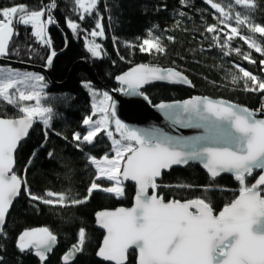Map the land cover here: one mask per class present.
Here are the masks:
<instances>
[{"label": "snow or ice", "instance_id": "6c2138e0", "mask_svg": "<svg viewBox=\"0 0 264 264\" xmlns=\"http://www.w3.org/2000/svg\"><path fill=\"white\" fill-rule=\"evenodd\" d=\"M181 7L173 11L177 16L187 15L184 8H190V0H180ZM215 10L210 14L229 28L227 39L217 38L220 28L208 26L206 33L213 34L221 47L223 55L225 45L238 35V28L230 26L222 19L224 8L214 0H204ZM248 0H235V4L247 3ZM71 11L81 23L66 16L64 27L77 38L87 33L92 38L86 44L87 51L97 59L102 58L99 37L105 38L103 14L98 5L101 0H70ZM59 0H40L35 7L13 5L0 8V60L11 61L14 52L11 45L19 39L20 29L25 30V39L33 45L46 50L44 57L47 65H52L57 52L48 35L49 27L59 24L55 12ZM167 11V5L160 6ZM256 5L248 4V14L252 16ZM88 18L94 20L92 30L84 28L82 22ZM236 24H249L240 15L235 17ZM175 23L179 25L180 19ZM30 30V31H29ZM250 30L264 35V26L251 24ZM148 35H152L151 32ZM139 39V38H138ZM171 39V37H169ZM249 48L264 56V41L257 44L247 37L240 36ZM116 41L114 40V43ZM141 53H163L164 47L159 38H144L138 45ZM38 52L35 47L29 49V55ZM244 59L255 63L250 54L240 52ZM124 59V57H121ZM26 63V61H24ZM264 66V59L259 62ZM264 70V67H262ZM245 78V90L258 91L264 94V79L241 68ZM43 75L13 69L11 63L0 65V100L15 108L18 118H0V264H5L4 255L9 237L6 227L7 216L14 200L21 194L28 198L29 206L40 205L50 208L78 207L87 203L97 192L120 198L126 195L125 182L132 181L136 186L135 203L131 208L120 207L114 211H100L96 214L97 226L104 230L101 246L96 255L101 264H264V119H256L255 113L246 108H239L223 100L191 97L182 102H161L153 107L163 116L169 126L184 130H196L195 135H171L157 126L142 129L127 127L117 118L116 101L106 91L93 95L99 100L93 103L92 113L83 119L87 132L82 136L75 132L72 141L77 150L82 145H94L95 138L103 133L110 141V156L102 159L89 157V164L94 168V178L83 195L75 194L71 188L64 193L47 190L43 194L33 193L27 181L14 171V152L20 142L28 136L34 120L39 118L44 140L40 147L46 148L51 123V107H41L42 89L37 87L44 81ZM121 86L116 91L126 98H143L150 103L144 94L143 87L153 82H166L171 85L191 86L190 79L182 71L174 68H161L139 65L115 78ZM237 77L233 76V81ZM251 82V86L248 82ZM31 83L32 90L20 89V85ZM91 90V85L83 84ZM14 90V91H13ZM35 101V106H23L19 102ZM130 100L121 103H131ZM264 111V110H262ZM93 116H99L93 120ZM114 124V131L112 126ZM58 136L62 135L56 133ZM67 139V137H63ZM37 153L34 151L33 159ZM54 151L47 152V158L54 157ZM201 163L211 180L222 173L232 174L240 185L239 196L223 207L217 214L212 202L205 198H196L185 202L165 201L160 195L159 183L164 171L174 166H189ZM260 171L255 183L249 185L248 177ZM71 180V172L65 173ZM106 180L111 186L99 181ZM207 192L218 190L213 185L200 186ZM151 190V192H150ZM86 230L78 228L77 243L63 256V264H74V254H81L86 244ZM57 236L47 227L23 230L15 239L14 248L20 255H35L40 264H45L46 253L53 251ZM34 250V252H33Z\"/></svg>", "mask_w": 264, "mask_h": 264}, {"label": "trees", "instance_id": "16d2710c", "mask_svg": "<svg viewBox=\"0 0 264 264\" xmlns=\"http://www.w3.org/2000/svg\"><path fill=\"white\" fill-rule=\"evenodd\" d=\"M46 3L47 0H44ZM191 7L184 8L187 15L180 17L173 11L181 7L180 0H101L98 5L103 14L105 38H97L101 44L102 58L97 59L87 51L86 44H90L91 37L87 33L79 38L64 27L66 16L81 23L71 11L70 0H59V7L55 18L59 24L49 27L48 35L53 41L56 52H62L54 59L51 68V84L42 71L17 68L23 71H33L44 76L47 83L41 95V106L51 107L49 137L47 147L41 148L44 140L42 125L39 119L34 120L33 127L27 138L20 143L21 146L15 154L14 171L27 181L33 193L43 194L47 190L54 193H64L71 190L77 195H83L89 187L90 180L94 178V168L89 164V157L102 159L105 154L112 155L110 141L101 133L95 138L94 145H82V151L77 150L73 134L79 132L81 139L87 129L82 121L92 113L91 95L83 84L88 83L98 91H116L120 87L115 84V78L138 64H147L164 68H174L182 71L194 85L192 90L183 87L166 85H151L144 88L143 92L149 97L151 105L161 102L182 101L192 96L199 95L213 99H223L256 111L259 116L264 114V94L258 91L245 90V78L241 68L264 79V70L259 62L264 59L260 53L248 47L240 36L247 37L250 41L261 44L264 35L250 30L251 24L264 26V0H248L246 6L240 7L231 0H214L224 8L225 15L222 19L228 24L238 28V35L224 47L228 56L223 55L220 45L216 42L227 39L229 28L217 20L219 13L210 14L215 10L210 9V4L204 0H190ZM40 0H0V8L15 5L35 7ZM166 4L167 11L160 10ZM248 4L256 5L252 16L248 14ZM240 15L242 20H249V24L237 25L235 17ZM176 19L181 23L177 25ZM217 25L220 32L217 38L206 33L208 26ZM82 26L92 30L94 20L88 18ZM30 31V30H29ZM151 32L152 35H148ZM171 37V39H169ZM139 38V39H138ZM144 38H159L164 47L163 53H141L138 48L128 45H138ZM114 40L116 41L114 43ZM264 46V44H261ZM14 55L11 61L29 66L44 68L46 50L39 45H33L25 39V30L20 29L19 39L11 45ZM35 47L38 52L29 55V49ZM240 52L250 54L255 63L244 59ZM124 57V59H121ZM26 61V63L24 62ZM86 63V66L79 64ZM2 65V64H0ZM87 67H90L99 82L93 80ZM233 76L237 77L235 82ZM251 86V82H248ZM23 106H32V101L19 102ZM20 114L12 106L0 100V118H18ZM94 118V116H93ZM56 133L62 135L58 136ZM63 137H67L64 139ZM34 151L37 153L33 159ZM54 151L52 159L47 158V152ZM71 172L69 181L65 173ZM255 171L248 177L251 185L258 177ZM165 187L160 188V195L165 201L177 200L185 202L196 198L210 200L216 213L232 202L239 195L240 185L234 177L223 175L211 180L199 167L195 165L172 169L163 174L158 181ZM99 183L109 186L104 181ZM213 185L218 190L207 192L200 186ZM126 195L115 198L102 192H97L87 203L78 207L50 208L34 204L29 206L28 198L21 194L13 203L7 216L6 227L9 237L4 243L7 252L4 255L5 264H40L33 255H20L14 248V242L23 230L47 227L57 236V247L47 256L45 264H63L62 257L70 247L77 243L76 233L78 228L86 230V244L84 251L74 259V264H101L96 257V252L102 240V233L94 228V217L97 212L112 210L118 207H130L135 195L132 185H125ZM151 192V190H150Z\"/></svg>", "mask_w": 264, "mask_h": 264}, {"label": "water", "instance_id": "95a60500", "mask_svg": "<svg viewBox=\"0 0 264 264\" xmlns=\"http://www.w3.org/2000/svg\"><path fill=\"white\" fill-rule=\"evenodd\" d=\"M231 1L235 3V0H231ZM62 52L63 51L57 52V56L59 54H62ZM8 63H11L12 67L14 66V67H17V68H23V69H31V70L42 71L47 76L49 82L51 84L53 83V80H52V77H51V68H52V65L49 66V65H47L45 63V67L44 68H37V67L29 66V65H26V64H21V63H18V62H14V61H8L6 59L0 60V64H2V65H6ZM79 64H82V65L86 66V63H84V62H79L78 65ZM139 65H142V64H138V65H135V66H139ZM143 65H147V64H143ZM149 66H153V65H149ZM154 67H158V66H154ZM158 68H161L162 70L168 69V68H164V67H158ZM87 69H88L90 75L92 76L93 80L96 82V84H99V82H98V80H97V78H96V76L94 74V71L90 67H87ZM129 70H127V71H129ZM126 72H124V73H126ZM115 84L117 86L121 87L119 85V83L117 82L116 79H115ZM151 85H166V86H173V87L174 86L175 87H183V88L189 89V90H192L193 89V87H191V86L171 85V84H168L166 82H153V83H151L149 85H145L143 87V90H144V88H146L148 86H151ZM109 93L113 97V100L116 101L117 118L120 119L121 122L124 123L129 128L142 129V128H148V127H151V126H157V127H160L161 129H163L165 132L171 134V135H195V134H197L196 130H184V129H179V128H176L174 130L172 127L169 126L168 122H166L163 119V116L153 107V105H151V103L143 100L142 97L141 98H133V97L126 98L119 91H110ZM195 96H199V95H195ZM195 96H192V97H195ZM199 97L205 98L203 96H199ZM206 98H210V97H206ZM126 99L127 100H130L132 102L131 103H121L122 101H125ZM210 99H213V98H210ZM213 100H223V99H213ZM182 101H184V100H182ZM182 101H171V102H167V103L182 102ZM223 101H225L227 103H230V104H234V105L238 106L239 108H246L249 111L254 112L256 119H264V114H262V116H259V114L256 111H254V110H252V109H250L248 107H245V106H242V105H239V104L230 102V101H226V100H223ZM158 104H155V105H158ZM26 138L27 137H25L22 141H24ZM17 150H18V148H17ZM17 150L14 152V167H15V154H16ZM190 165H195V166L199 167L208 177H210L209 174L207 173V171L203 168V165L201 163L197 162V163H192ZM183 167H185V166H174L172 169H179V168H183ZM169 171L170 170L164 171L163 174H166ZM256 171H258L259 174H260V171L259 170H256ZM223 175H227V176L233 177V175L232 174H229V173H222L220 176H223ZM160 178H159V180H160ZM254 183H255V181L253 182V184ZM126 184H129V185L134 186V188H135V195H136V186H135L134 182L127 181V182H125V185ZM135 195H134L133 200H132V205L130 207H127V208H131V207L134 206V203H135ZM18 198H19V196L14 200V202ZM118 208H120V207H118ZM118 208H116V209H118ZM116 209L106 210V211H114ZM103 211H105V210H103ZM95 217H96V215H95ZM95 217H94V228L97 231H99L100 233H102V235L104 236V230L100 229L97 226ZM33 229H39V228H33ZM28 230H30V229H28ZM102 240H103V237H102ZM102 240H101L100 246L102 244ZM57 244L53 246V250L57 247ZM70 250H71V247L68 249V251L65 253V255H67ZM33 252H34V250H33ZM51 253H46V256H48ZM77 255L78 254H74L73 259H75ZM33 257L39 262L38 257H36L34 254H33ZM96 257H97V255H96ZM97 259H98V257H97ZM62 263H63V257H62ZM105 264H107V262H105Z\"/></svg>", "mask_w": 264, "mask_h": 264}, {"label": "rangeland", "instance_id": "374dc122", "mask_svg": "<svg viewBox=\"0 0 264 264\" xmlns=\"http://www.w3.org/2000/svg\"><path fill=\"white\" fill-rule=\"evenodd\" d=\"M243 5L246 6V3H241L239 6H240V7H244ZM91 42H92V38H91ZM91 42H90V43H91ZM13 69H15V70H20V69H17V68H13ZM21 71H23V70H21ZM28 72H31V73H33V74H38V75H39V73H37V72H33V71H28ZM46 85H47V83H46L45 80H44L43 82H41V85L38 86L36 90H37V91H40V90L42 89V94H43ZM19 87H20L21 90H25V91H31V90H32L31 83H28V84H25V85H20ZM87 90H88V92H89L90 95H91V105H92L93 103H98V102H99V100L93 95V93L98 94V95H99V98L102 99V93L105 92V91H98V90H95V89H93L92 87H91V90H89V89H87ZM13 91H14V90H13ZM107 93L110 95L109 92H107ZM42 94H41V95H42ZM33 101H34V100H33ZM33 101H32V102H33ZM32 106H35V104L32 105ZM41 107H43V106H41ZM50 118H51V114H50V116H49V119H50ZM98 118H99V116H94L93 120L98 119ZM38 119H39V118H38ZM83 126H84V125H83ZM84 127H86V129H87V126H84ZM112 130L114 131V124H113V126H112ZM112 155H114V153H112ZM112 155H111V156H112ZM111 156H110V158H111ZM102 181L108 183L109 186H111L110 183H109L108 181H106V180H102Z\"/></svg>", "mask_w": 264, "mask_h": 264}]
</instances>
